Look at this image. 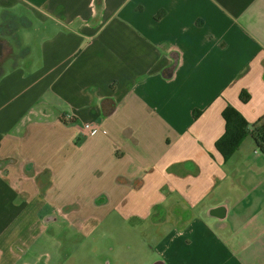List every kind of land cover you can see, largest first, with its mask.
<instances>
[{"label": "crops", "instance_id": "crops-1", "mask_svg": "<svg viewBox=\"0 0 264 264\" xmlns=\"http://www.w3.org/2000/svg\"><path fill=\"white\" fill-rule=\"evenodd\" d=\"M15 9L36 56L21 41L0 73V264H58L40 251L60 225L111 211L139 236L105 264H264V154L214 146L226 105L264 115V0H0Z\"/></svg>", "mask_w": 264, "mask_h": 264}, {"label": "rangeland", "instance_id": "rangeland-1", "mask_svg": "<svg viewBox=\"0 0 264 264\" xmlns=\"http://www.w3.org/2000/svg\"><path fill=\"white\" fill-rule=\"evenodd\" d=\"M22 13L25 19L19 17ZM35 27L34 18L22 9L12 10L2 16L0 14V39L6 40L10 49L8 54L4 53L0 58V73L9 71L17 62L19 64L24 62L23 44L30 46L31 58L35 59ZM134 220L135 218L127 217L126 214L111 211L101 221L86 222L81 230L77 228L73 230L62 224L57 232L59 238L57 246L42 250L40 253L43 255L58 253L60 260L58 264H84L82 257L87 253L92 254V264L113 262L115 254L125 255L134 251L132 240L139 236L138 230L132 228ZM142 252L148 253L146 246Z\"/></svg>", "mask_w": 264, "mask_h": 264}, {"label": "trees", "instance_id": "trees-1", "mask_svg": "<svg viewBox=\"0 0 264 264\" xmlns=\"http://www.w3.org/2000/svg\"><path fill=\"white\" fill-rule=\"evenodd\" d=\"M242 102L249 99V94L242 90L239 94ZM200 110L193 111V117H197ZM221 116L224 121V131L215 141L214 146L224 159H227L240 146L242 141L250 135L256 144V148L264 154V115L259 117L252 125H249L243 115L230 105H226Z\"/></svg>", "mask_w": 264, "mask_h": 264}, {"label": "water", "instance_id": "water-1", "mask_svg": "<svg viewBox=\"0 0 264 264\" xmlns=\"http://www.w3.org/2000/svg\"><path fill=\"white\" fill-rule=\"evenodd\" d=\"M8 49L5 48V44L3 40H0V58L3 56V54L5 53V51H7Z\"/></svg>", "mask_w": 264, "mask_h": 264}, {"label": "built area", "instance_id": "built-area-1", "mask_svg": "<svg viewBox=\"0 0 264 264\" xmlns=\"http://www.w3.org/2000/svg\"><path fill=\"white\" fill-rule=\"evenodd\" d=\"M85 129L87 132H91V130L93 129V126L91 124H85ZM257 152H259L258 149H256Z\"/></svg>", "mask_w": 264, "mask_h": 264}, {"label": "flooded vegetation", "instance_id": "flooded-vegetation-1", "mask_svg": "<svg viewBox=\"0 0 264 264\" xmlns=\"http://www.w3.org/2000/svg\"><path fill=\"white\" fill-rule=\"evenodd\" d=\"M0 37H1V35H0ZM0 40H3V41H4L5 48H7V49H8V43H7V41H6V40H4V39H0ZM7 51H9V52H10V49H8ZM7 51H5V54H8V53H9V52H7Z\"/></svg>", "mask_w": 264, "mask_h": 264}]
</instances>
